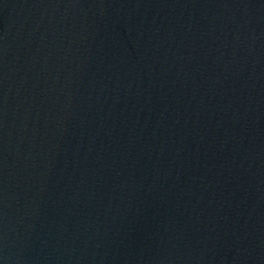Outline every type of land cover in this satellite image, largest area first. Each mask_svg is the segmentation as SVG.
Listing matches in <instances>:
<instances>
[{"label":"water","instance_id":"obj_1","mask_svg":"<svg viewBox=\"0 0 264 264\" xmlns=\"http://www.w3.org/2000/svg\"><path fill=\"white\" fill-rule=\"evenodd\" d=\"M0 264H41L1 206Z\"/></svg>","mask_w":264,"mask_h":264}]
</instances>
